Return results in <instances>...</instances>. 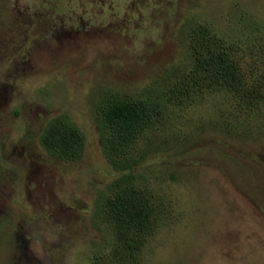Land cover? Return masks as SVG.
Wrapping results in <instances>:
<instances>
[{"label":"rangeland","instance_id":"374dc122","mask_svg":"<svg viewBox=\"0 0 264 264\" xmlns=\"http://www.w3.org/2000/svg\"><path fill=\"white\" fill-rule=\"evenodd\" d=\"M204 33L229 47L243 86L174 95ZM113 96L160 103L128 148L133 173L103 145ZM69 127L79 155L51 153L47 134ZM127 178L151 210L131 250L108 211ZM127 254L264 264V0H0V264Z\"/></svg>","mask_w":264,"mask_h":264},{"label":"trees","instance_id":"16d2710c","mask_svg":"<svg viewBox=\"0 0 264 264\" xmlns=\"http://www.w3.org/2000/svg\"><path fill=\"white\" fill-rule=\"evenodd\" d=\"M194 71L186 76L173 94L190 95L196 91L215 89L218 91L230 92L233 89H241L243 86L241 70L236 62L233 53L225 45L223 40L203 34L202 40L198 39L193 48ZM175 92V93H174ZM186 93V94H185ZM152 101L145 99H128L126 97L113 96L102 107V137L105 151L113 165L122 170L134 172L135 160H128V148L147 128L155 127L159 114L158 106ZM67 129V128H66ZM63 131V128H54L49 136L45 137V147L51 153L61 152L66 157L79 155L82 149V139L73 128ZM74 144V145H73ZM75 147V150L74 149ZM73 151H75L73 153ZM123 156L122 161L114 157ZM129 185L109 201V215L112 217L121 232L120 239L123 243L129 244V250L139 248L142 236L128 242L130 233L134 230L142 231L150 221V206L141 191L133 186L130 179H125ZM145 226V227H144ZM144 227V228H143ZM118 257L119 264H138L137 259L131 255ZM99 264H110L111 261H102L98 258Z\"/></svg>","mask_w":264,"mask_h":264}]
</instances>
